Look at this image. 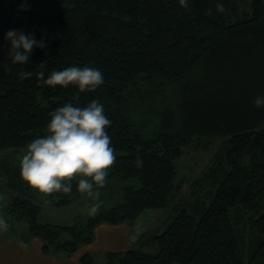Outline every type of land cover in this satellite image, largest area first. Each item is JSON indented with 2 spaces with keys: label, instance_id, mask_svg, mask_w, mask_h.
<instances>
[{
  "label": "trees",
  "instance_id": "trees-1",
  "mask_svg": "<svg viewBox=\"0 0 264 264\" xmlns=\"http://www.w3.org/2000/svg\"><path fill=\"white\" fill-rule=\"evenodd\" d=\"M239 1L188 0L185 6L180 0H28L30 7L20 10L22 0H0V153L25 149L43 135L57 106H84L92 99L104 104L116 149L106 183L97 186L100 211L85 223H39L41 205L29 197L30 184L23 197L9 202L3 210L28 227L20 241L37 238L43 254L69 258L93 243L99 225L133 226L145 211L167 207L175 159L188 138H230L227 168L210 203L182 209L152 236L148 244L158 247L157 254L143 251L140 238L137 248L107 253V264H264V165L248 170L237 161L253 148L264 152V134L254 133L264 106L253 103L264 95V1L254 0L251 18L234 21ZM11 28L34 32L47 47L34 48L25 63H12L4 40ZM41 61H47L46 71L99 67L104 83L80 91L37 83L35 75L18 77L38 71ZM72 189L41 193L42 201L69 206L83 195L75 177ZM243 223L256 230L250 250L239 236ZM79 263L94 264L93 254H83Z\"/></svg>",
  "mask_w": 264,
  "mask_h": 264
},
{
  "label": "clouds",
  "instance_id": "clouds-1",
  "mask_svg": "<svg viewBox=\"0 0 264 264\" xmlns=\"http://www.w3.org/2000/svg\"><path fill=\"white\" fill-rule=\"evenodd\" d=\"M188 0H180L187 5ZM30 7L28 0H22L20 10ZM218 11H224L223 2H217ZM8 42L7 54L12 63H25L34 48H46L43 37L34 32L11 28L4 34ZM47 61L39 63V70L20 71L23 80L37 78V83L67 87L75 85L80 91H91L104 83V73L99 67L90 65H69L62 69L46 71ZM253 103L264 106V95H258ZM43 135L37 134L19 155L21 177L42 193H71L72 179H77V190L92 195L94 188L106 183L108 169L116 160V149L111 143L107 127L111 124L105 113L104 104L92 99L80 106L64 102L49 112ZM137 167L143 165V158L136 155ZM98 203H92L89 211L95 212ZM8 221L0 215V230H7Z\"/></svg>",
  "mask_w": 264,
  "mask_h": 264
},
{
  "label": "rangeland",
  "instance_id": "rangeland-1",
  "mask_svg": "<svg viewBox=\"0 0 264 264\" xmlns=\"http://www.w3.org/2000/svg\"><path fill=\"white\" fill-rule=\"evenodd\" d=\"M234 3L236 2L234 1ZM253 3L254 0H240L234 8L238 16L235 14L232 19L235 21L241 20L239 18H251ZM173 92L171 94L172 98L177 96V93ZM254 133L256 136L261 133L264 134V121L254 129ZM181 141H178V144ZM229 141L230 138L190 137L186 140L185 144L181 145L180 155L175 159L177 176L169 204L163 209L145 211L135 223V230H139L140 233L138 241L141 238V242L146 244L143 247V251L151 254L158 253L156 245L148 244L149 239L161 233L169 225L176 213L184 208L191 210L192 207H196L201 202L210 203L212 199L211 194L215 187L214 184H217L222 179V171L224 167L227 168L226 164L228 161L226 160V154L227 150L230 149ZM260 143L257 145H260ZM252 146H254V142L251 144ZM260 149L255 150L253 148L251 151L241 153L237 158L238 164L243 167L245 166L248 170H252L255 165L263 166L264 152L262 151L263 149ZM23 150H9L0 153V215L8 221L7 230H0V246L4 243L8 244L9 241L13 240L21 242L30 249L33 246L32 243L25 244L20 241V237L25 234L28 235L27 225L12 221V218L3 210L13 199L18 196H24L23 189L25 191L28 189L26 186L29 183L20 174L18 154H22ZM34 188L32 186L29 197L41 205V213L38 218V222L41 224L72 226L77 221L85 223L89 217L96 215L100 211L101 194L97 187L94 188L92 195L83 193L79 201L66 207L47 206L42 201V192L38 191L35 197L32 195ZM92 203L99 204L95 212L89 211ZM238 231L243 247L250 250L254 239L253 232L256 230H253L249 224L243 223L240 225ZM75 254L73 258L77 257L80 253ZM92 254L94 264H107L106 253L97 251ZM2 261L5 264H11V258L8 256L2 258ZM77 263L80 264L79 262Z\"/></svg>",
  "mask_w": 264,
  "mask_h": 264
},
{
  "label": "crops",
  "instance_id": "crops-1",
  "mask_svg": "<svg viewBox=\"0 0 264 264\" xmlns=\"http://www.w3.org/2000/svg\"><path fill=\"white\" fill-rule=\"evenodd\" d=\"M136 224L130 226L128 224L120 225H99L95 231V239L91 245L82 247L76 254L69 258L55 257L45 255L41 251L42 241L33 238L32 248L28 249L21 242L9 241L0 246V264H5L2 258L6 256L11 258V264H76L85 253H93L101 251L104 253L125 252L132 248L138 247L139 230L136 231ZM85 249V250H83ZM85 251V252H84ZM75 254V255H76ZM78 264V263H77Z\"/></svg>",
  "mask_w": 264,
  "mask_h": 264
}]
</instances>
